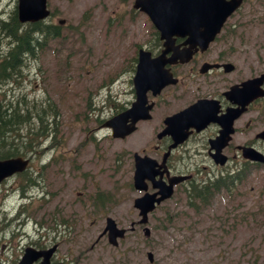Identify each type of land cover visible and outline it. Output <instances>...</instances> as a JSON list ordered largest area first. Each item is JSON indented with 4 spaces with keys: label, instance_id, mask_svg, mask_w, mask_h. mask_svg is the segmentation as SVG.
Instances as JSON below:
<instances>
[{
    "label": "rangeland",
    "instance_id": "rangeland-1",
    "mask_svg": "<svg viewBox=\"0 0 264 264\" xmlns=\"http://www.w3.org/2000/svg\"><path fill=\"white\" fill-rule=\"evenodd\" d=\"M48 2L55 14L48 22L63 19L64 35L29 63L23 81L7 95L49 100L57 112L50 121L59 133L53 151L43 147L31 159V181L14 175L0 185V264L17 263L21 245L38 240L36 234L41 242L59 243L55 260L64 264H150L147 251L155 264H263L264 165L250 168L235 198L218 195L199 214L182 211L178 196L162 203L148 216L147 238L139 224L117 248L106 235L99 237L106 216L127 229L139 219L132 205L139 193L130 187L132 154L150 150L149 123L124 140L112 138L102 123L129 105L135 50L152 41V32L126 0ZM15 4L0 0V15ZM253 18L261 24L252 25ZM236 21L242 22L237 29L244 43H264V8L248 0L231 22ZM241 160L225 167L239 170ZM96 195L107 198L101 209L93 206ZM18 210L24 214L8 220ZM40 219L49 228H41ZM61 219L69 226L59 225Z\"/></svg>",
    "mask_w": 264,
    "mask_h": 264
},
{
    "label": "flooded vegetation",
    "instance_id": "flooded-vegetation-1",
    "mask_svg": "<svg viewBox=\"0 0 264 264\" xmlns=\"http://www.w3.org/2000/svg\"><path fill=\"white\" fill-rule=\"evenodd\" d=\"M236 23L237 21L228 23L223 27L213 42L205 50H196L190 60L167 62L164 70L168 71L171 78L176 81L169 82L155 94L152 90L147 91L148 102L152 104L151 116L148 122H141L149 123L154 141L145 154L155 159L157 164H161L165 156V165L158 167L156 164L154 167L157 171L156 178L168 181L171 177H184L185 180L174 186V192L180 189L185 191L189 185L201 183L219 174L223 166L214 164L210 141L217 137L221 126L218 122H209L196 131L190 126L189 121H186L188 125L186 138L172 147V123L167 125L166 135L158 136L165 127L164 119L200 100L212 101L210 110L215 111L216 116L225 115L229 110L237 108L235 100L231 97V90L241 88L244 81L264 72V56L256 53L264 45L242 43L237 34ZM184 40L185 38L174 37L168 46L178 52L186 48ZM162 47H164L163 40H160L158 33L153 30L152 41L147 43L145 48L150 51L152 57H155L161 52ZM249 51L253 54L247 55L246 52ZM170 56L172 52L166 54V58ZM204 64L208 68L201 72L200 67ZM260 88L264 90V81L261 82ZM130 95L133 99L132 88ZM195 119L194 115L189 118V120ZM262 130H264V96L248 103L245 110L233 120L228 141L221 150L226 156V164L241 159L239 149L241 146L254 147L264 153V139L259 137ZM206 160L211 167L206 164ZM47 247L49 246H37V244L35 246L37 249ZM54 263V258H51L50 264Z\"/></svg>",
    "mask_w": 264,
    "mask_h": 264
},
{
    "label": "water",
    "instance_id": "water-1",
    "mask_svg": "<svg viewBox=\"0 0 264 264\" xmlns=\"http://www.w3.org/2000/svg\"><path fill=\"white\" fill-rule=\"evenodd\" d=\"M239 2L240 0H136L134 6L136 8L140 7L141 10L149 14L155 27L160 31L161 37L167 38L172 32L181 31L189 35L191 44L205 46L219 30L225 18L239 5ZM46 15L45 0H18L17 16L19 21L32 22ZM144 79L145 76L138 71L134 78L137 89V99L133 107L124 114L117 115L106 123L111 127L114 137H124L134 129L132 125L138 117L146 116V109L143 108L144 89L142 83ZM251 86L250 83L246 86L247 100H251L258 95V92L253 88L255 86ZM194 111H196L193 114L194 117L200 120V122H205L207 120L208 107L206 104L195 108ZM237 114L238 113H236V115ZM236 115L233 113V117ZM127 116L133 117V122L130 125L119 124L118 120L122 119L124 121ZM224 126L219 136L211 141V148L215 150L212 154V158L215 163L220 165L224 164L226 159L220 153V150L227 142V135L229 133V125L224 124ZM174 127L176 129L178 125L175 123ZM178 132L179 130L176 133ZM182 136L180 137L177 135V139H175L176 142L180 141ZM260 136L264 138V132H262ZM241 154L245 159L264 162L262 154L252 147H242ZM26 163L27 161L23 160L21 157L0 160V181L14 172L22 171ZM153 166V160L146 157L141 159L135 156V170L133 175L134 188L137 190H145V179L151 180L154 187H159L158 192L153 194L146 193L134 200V207L139 209L142 215L141 222H146L147 213L154 208L155 203H159L171 195L172 185L178 180L183 179H170L169 185L159 181L154 183L156 171L153 170ZM158 193L160 196L156 197ZM105 231L108 232V240L112 244H116V239L122 237L124 234V229H118L111 218L107 219ZM144 233L148 235L149 230L144 228ZM37 256L38 255L28 257L25 254L21 260L22 263L19 264H29L28 262H31V260ZM48 256L49 254L46 256L45 262H47ZM148 257L151 260L150 253H148Z\"/></svg>",
    "mask_w": 264,
    "mask_h": 264
},
{
    "label": "trees",
    "instance_id": "trees-1",
    "mask_svg": "<svg viewBox=\"0 0 264 264\" xmlns=\"http://www.w3.org/2000/svg\"><path fill=\"white\" fill-rule=\"evenodd\" d=\"M59 34L58 25L42 21L19 23L15 11L7 19H0V158L24 155L27 150L36 148V138H44L52 132L48 126L52 121L48 120L49 116L57 114L54 108L36 106L34 103L29 105L24 93L8 96L7 92L20 85L27 63L38 60L47 48L49 39ZM31 121H34L33 127ZM243 164L242 170L234 174L227 172L202 187L192 185L187 191V207L199 214L209 208L216 194L232 196L237 193L238 186L245 178L246 167L252 165L248 162Z\"/></svg>",
    "mask_w": 264,
    "mask_h": 264
},
{
    "label": "bare ground",
    "instance_id": "bare-ground-1",
    "mask_svg": "<svg viewBox=\"0 0 264 264\" xmlns=\"http://www.w3.org/2000/svg\"><path fill=\"white\" fill-rule=\"evenodd\" d=\"M7 27V26H6ZM10 29V28H9ZM8 37V36H7ZM13 40V39H12ZM8 61V60H7ZM11 63V62H10ZM14 68V67H13ZM18 87V86H17ZM14 88H16V87H12V90L11 91H13V89ZM2 92H1V90H0V94H1ZM16 221V220H15Z\"/></svg>",
    "mask_w": 264,
    "mask_h": 264
}]
</instances>
